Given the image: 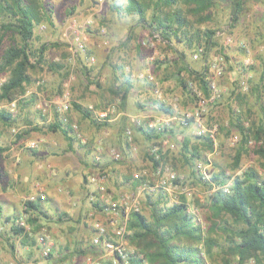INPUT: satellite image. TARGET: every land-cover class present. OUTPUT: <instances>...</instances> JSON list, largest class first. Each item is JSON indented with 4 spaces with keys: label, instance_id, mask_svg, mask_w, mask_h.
Listing matches in <instances>:
<instances>
[{
    "label": "trees",
    "instance_id": "1",
    "mask_svg": "<svg viewBox=\"0 0 264 264\" xmlns=\"http://www.w3.org/2000/svg\"><path fill=\"white\" fill-rule=\"evenodd\" d=\"M251 1L229 0L225 26L230 27L235 24L250 7ZM220 6L221 0H110L109 3L110 11L134 18V24L131 26L129 34L125 36L124 40H121V44L127 45L133 42L137 51L142 52L146 46L142 44V41H148L149 37L157 34L158 40H162L165 48L173 52L174 57L166 61L167 65L170 64L175 69L177 84L183 90V97L192 105H196L197 99L188 85L189 82L198 87L205 97L210 94L205 63L209 60L211 49H217L219 54L227 58L224 48L218 43L220 35L217 34V31L224 33V27L219 25L202 27L212 20V11L217 10ZM0 16V43L7 32H10L11 38H14L12 43L3 48L0 56V73H7L6 78L0 84V104L15 99L21 108L25 104H35V95L32 94L29 99L20 98V96L26 92L27 85L33 79L30 70L37 69L43 62L45 51L51 46L50 43L43 42L38 46L33 45V39L37 38L34 32L35 27L44 19L49 21V17L41 0H0ZM86 53L92 55L87 50ZM193 58L200 61L199 68L191 64L190 61ZM157 65L159 66L160 63ZM82 71L86 79H89V83H96V85L99 83L91 80L93 78L90 76V66L85 62L82 65ZM129 74L124 76L126 80H130ZM67 75L65 68L60 83L64 81ZM263 79L264 73L260 75V80L255 89L260 85L264 93ZM144 80L150 88H153L154 83L152 81L146 76ZM233 82L237 87L239 80L236 79ZM260 95L261 93L259 98ZM185 99H183L182 106L185 105ZM215 100L209 101L208 107L216 103ZM71 104L100 133L109 126L108 120L96 121L88 108L74 101ZM152 104L168 118L181 117L174 111L171 104L164 103L156 97H154ZM53 113L54 118L50 123L53 130L59 129L67 136L68 141L77 139L71 132L69 123L63 122L61 119L57 108H54ZM230 113V124H236L240 136L232 161V169L241 168V157L249 151L250 138L255 141L262 139V143L253 147L252 152L263 160L262 165L264 166V108L262 107L263 117H259L257 121L249 122L248 126L243 124V116L239 107L232 109ZM66 114L68 115V112ZM152 119L151 117L141 119L139 125L130 121V125L127 124L119 128L117 138L120 142L121 155L126 156V154L133 153L132 147H136V136H139L143 139L142 144H144L141 153L148 162L149 173L145 174L146 171L142 172L141 168L136 171L131 170L130 177L127 176L126 179L134 180L132 181L134 186L146 182L147 177H150V173L155 167L160 163L165 166L164 163L170 154V144L179 142V158L192 173L190 176L193 177V182L204 189L211 188L212 184L201 178L196 166L198 161L204 163L206 160L203 158L202 152L205 149H212L213 140L210 138L209 131L197 133L196 124L191 119L187 124L175 119L173 122L176 123L171 122V125L169 122L160 129L151 128L147 123ZM68 120L70 122L69 116ZM0 121L5 126L12 127H15L17 123L16 116L6 109H0ZM127 126L132 129L130 142L125 134ZM174 128L176 130L180 128L181 132L183 129L189 128L187 131L189 135H184L183 139L178 141L173 134ZM31 129L23 128L16 131L13 138L14 142H19L25 138L24 136ZM191 129L193 133H189ZM191 134L196 139H192ZM167 135L171 138H168ZM165 138H168V140L166 139L168 144L163 143ZM154 145H158L156 152L151 150ZM84 146L86 147V145ZM6 148V146H0V154ZM122 156L119 159H122ZM91 160L94 164L96 163L94 154L91 155ZM196 160L198 161L195 162ZM98 162H101V158ZM128 170L130 171V168ZM209 175L211 182L218 185L230 180V175H226L224 169L211 171ZM174 183L181 188L187 183L186 177L182 180H176ZM146 192L145 200L149 215L142 211L133 210L128 217V228L131 231L128 244L133 249L129 252L127 264H203L201 246L209 258L212 257L214 248H223L217 238L220 236L221 228L225 231L228 250L222 254L217 264H231L229 256L235 258L236 264H246L250 260L253 261L252 264H264V174H260L256 167L249 166L241 173L234 175L228 192L217 189L207 196L202 204H198L196 198V205L201 206L202 209H207L209 212L211 221L208 219L205 231L202 230L194 215L186 210L185 193L179 195L180 201L178 203L168 204L164 200L167 196L161 189H158L154 194L148 193L149 191ZM43 196L45 197V195ZM43 201L26 200L24 202L25 212L28 213L29 230L10 225L14 234L21 237L22 244L31 246L36 244L35 235L43 227L40 216H48L43 211ZM85 201L88 206L86 208L90 209L96 206L87 197ZM220 215L224 216L221 219L223 224L216 223L210 218L211 216L218 219ZM229 220L232 223H229ZM91 232L93 235V228H91ZM52 254L54 253L50 251L48 256H45L46 264H48L47 260H52L50 257ZM57 256V260L60 262L71 264L65 260L64 252L62 254L58 252ZM61 256L63 259L60 258ZM101 264H121V262L115 257H109L103 260Z\"/></svg>",
    "mask_w": 264,
    "mask_h": 264
},
{
    "label": "rangeland",
    "instance_id": "2",
    "mask_svg": "<svg viewBox=\"0 0 264 264\" xmlns=\"http://www.w3.org/2000/svg\"><path fill=\"white\" fill-rule=\"evenodd\" d=\"M41 3L46 10L49 21L44 19L35 27L34 32L35 35H37V38L33 39V45L38 46L43 42L50 43L51 46L45 51L43 62L37 67V69H33L32 71L30 70L33 78V83L28 84L27 88L36 87L39 93L43 94L45 97L51 100V97L56 93V91L47 88L46 83L48 81V77H50L48 73L50 72L49 69L50 67H53L54 63L59 62L62 65L66 66L65 68L67 69L68 75L63 82L68 80L70 84H77L78 82L80 84L89 83V79H86L82 71V65L84 62L89 66L95 65L94 63H97V59L102 57L104 49H106L108 45H110L106 40V31L108 29L106 25V19L108 16H111L113 12L109 9L110 0H41ZM249 6L250 7L241 15V17L235 24L230 27H226V14H228L229 0H221V6L218 7L217 10L212 11V20L202 25V27H205L206 25L210 27L217 25L224 27L225 32L220 34V36L218 37V43L224 48V53L227 55V58H224L215 48L211 49L209 53V59L220 58V60H222L223 71L222 74L216 79L219 92V95L215 100L216 103L209 105L207 111L201 117L202 123L204 124L205 128L209 129V133H213V136H210V138H212L213 140L212 149H205L202 152V156L204 159L209 157V159L211 160V165L207 167L209 173L211 171L224 169L225 174L230 175V180H232L234 175L241 173V171L249 166L256 167L260 174H264V166L262 165L263 160L258 155L252 152L253 147L262 143V139H258L257 141H255L253 138H250L248 143L249 151L244 153L241 157V168L237 170L232 169V161L236 152V148L238 147L240 136L239 129L236 124H230L229 117L231 114V110L239 107V110L243 116V124L245 126H248L250 124L249 122L257 121L259 117H263L262 107L264 108V93L262 91V87L258 85L257 89H255L256 84L260 80V75L264 73V0H252ZM117 19L118 20L113 23V29L116 33L117 31L121 32V25H123L125 19V21H127L128 17H126V15H124L123 17H119L117 14ZM73 22H75L76 25H81L83 28V31L87 37L86 50L91 54V50L96 49L93 52L95 54L97 53L96 55L99 57L97 58L93 55L95 58L94 62L87 63L84 58H82L81 60L80 56H73L68 50V46L71 40L70 25ZM119 34L120 33H118V35ZM228 37L230 38L229 41L226 40V38ZM12 40H14V38H11L10 32L4 34L0 43V56L3 48L6 47L9 43H12ZM90 45H92V48H90ZM129 49L132 52H134L135 50L137 51L136 46L133 42H131V46L129 47ZM140 53H143L142 57L144 59H148L152 66L153 64L160 63L162 60H169L168 55L170 56V59L174 57L173 52L165 48L162 40L160 41L155 39H152V41H150L145 46L144 50ZM186 53H188V50H186ZM150 57H153V59L150 60ZM190 62L193 66L199 68L200 61L193 58ZM146 63L148 62L146 61ZM129 69L131 73L134 72L130 67ZM172 71L174 72L175 69ZM173 72L172 74H175V78H177L176 73ZM140 73H142L143 75H152L154 77V80L158 83L162 95L165 97V99H168V93H165V91H169L165 89L162 90L158 77L156 74V76L154 75V71L152 72V69L149 72L143 70L134 73V75L137 76V79H144L145 76H138ZM6 76L7 73H0V84L2 83V81H4ZM91 77L93 78V75ZM101 77L102 75L100 74L98 79H95L94 77L91 80L98 82L101 81ZM236 79L239 80L237 87H235V84L233 82L236 81ZM165 82L166 86L170 84L168 79ZM43 84L45 85L44 87L40 86ZM245 86L246 88H244ZM182 92V88L176 82L175 97L177 98V100H171L170 102L172 103V105L175 104L176 107L174 108V111H176V113L181 116H183V114L185 115V113H192L195 108V105H192L187 99L183 97ZM260 93L261 95L259 98ZM183 99H185L184 106H182ZM221 101H223V103H221ZM38 102L40 105V101ZM7 103L8 102H4L0 104V109L7 110ZM164 103L170 104L169 102ZM17 104L16 109L18 108ZM16 109L14 112H12L13 114H16ZM64 114L68 117L66 112ZM0 128L2 131V133L0 134V143L8 148V146L4 144H8L10 142V139L14 138L15 132H13L12 128L15 127L5 126L0 121ZM41 132L42 131H35V129H31L30 132L26 136H24L25 138H22L19 143L24 144L25 142H27L26 138L28 139L31 136L40 134ZM102 134L103 133H101L99 137L97 136V140L95 139L96 141L94 142V145H96V142L99 139L103 141L101 145H104V138L102 137ZM87 135H89L90 137L88 138L89 140L87 139V142L85 143L86 147L84 146V148L85 150H87L86 152L89 155H92L95 152V148L92 144L89 143V141L92 139L94 140V135L93 132L87 133ZM191 136L192 139H196L193 134H191ZM165 139L168 140V138ZM92 142L93 141H91V143ZM178 149V143L175 142L170 144V154L164 165L172 168L179 175L183 176V178L186 177L187 183L185 186L190 189L189 193L181 194L179 192V189L174 186V183H171V190L169 191H166L162 188H157V190L153 192L149 191L148 193L154 194L156 193V191H158V189H161L167 196L166 198H164V200L167 201L168 204L174 202V200H176V203H178L180 201L179 195L184 194L185 203L187 205L186 210L194 215L196 221L200 223L202 230L205 231L207 227V221L209 219V212L207 211V209H202L201 206L196 205V198L198 199V204L204 203L205 198L215 191L213 189V185H215V183L210 182L212 184L211 188L204 189L199 184L193 182L194 179L192 176H190L192 173H190L189 169L182 163L181 159L179 158ZM106 153H108L107 149ZM108 155L110 154L108 153ZM137 158L141 160L138 162L140 164V167H134L130 170H138L139 168L143 167V169L146 168V172L144 173H149L148 167H146L145 164V162H147L146 158L143 155H141L140 157L139 153ZM8 161H10V159L7 160V162ZM197 161L198 160H196L195 162ZM209 177L211 179L210 175ZM8 179L10 180L9 176L5 173L0 174V186L3 183L7 185L8 183L6 182L8 181ZM146 181L148 182V184H152L155 182V179L150 176L147 177ZM107 190L110 193L113 192L110 187H107ZM146 191L148 190L141 189L139 185L138 189L130 187L128 190L120 192L118 191L117 194L113 192L112 194L115 195V198L123 194L133 195V198H135L138 202V211H142L144 214L149 215V209L146 205L145 200V194L147 193ZM80 192L84 193L85 191ZM59 193H62V191ZM65 194L64 198L66 200L63 205H65L67 210L65 209V214L62 215L61 220L59 219L60 217H57V214L54 212L53 220L45 221L43 225V227L47 228V231L53 242L59 241L58 244H55L56 246H54V249L52 250L54 254L50 256L51 259L55 260V263L58 258V252L59 254H62L64 252V255H66L65 260L67 261V263L70 262L71 264H91L97 262L98 264H101L103 260L112 257V255L106 250L97 248L96 246L92 245L91 224H93V222L96 220L104 221L103 214L95 213L94 215L89 216L87 214L88 211H85L86 215H82V218L84 220L82 222H77L75 220L76 215H78L81 219V215L76 214L80 210L79 207H88L85 201L86 196H84L79 201V203L73 204L72 199L74 198V194L73 196L69 193H67L66 195ZM47 205L50 207L51 211H53V206L50 204V202L47 203ZM43 208V211L45 213L47 212L46 214L51 217L52 214L47 211L45 205L43 206ZM4 210L5 207L1 205V211L4 212ZM131 211L129 212V215ZM210 218L216 223L218 222L219 224H223L221 220L224 218L223 215H220L218 219L211 216ZM57 222L60 223L57 224ZM229 223L232 222L229 220ZM1 225L2 229L0 230V232L2 233H0V264H29V261L34 262L35 264H46V262L43 260L45 258H42L40 256L42 249L41 245L37 248H34L36 250V253L32 251L30 255H24L23 253H21V251H19V248L16 247V245L19 244V240L17 239V237L16 239H14V242H10L9 240L10 236H8L7 233L13 232L10 229L11 222L5 227H3L2 223ZM4 231L6 233H4ZM219 235L220 236L217 238L219 239V244L223 248H214L212 257L209 258L203 251V247L201 246L203 264H217L219 263L222 254L227 252L228 242L225 240L224 229L221 228ZM11 245L13 246L11 247ZM128 249L131 251L133 248L128 244ZM229 257L231 259V264H236L235 258H233L232 256ZM60 258L63 259L62 256ZM252 262L253 261L250 260L246 264H252Z\"/></svg>",
    "mask_w": 264,
    "mask_h": 264
},
{
    "label": "crops",
    "instance_id": "3",
    "mask_svg": "<svg viewBox=\"0 0 264 264\" xmlns=\"http://www.w3.org/2000/svg\"><path fill=\"white\" fill-rule=\"evenodd\" d=\"M118 16L123 17L124 15ZM126 17H128V19L127 21H125V19L123 25H121V32L117 31V33L113 29V23L118 20L117 14L113 12V14L106 19V25L108 28L106 31V40L110 45L104 49L102 57L97 59V63L90 66V73L91 76L93 75V78L95 77V79H98L100 74L102 75L101 81H98L99 83L97 85L96 83L80 84L79 82L77 84H70L68 80L60 83L61 76L65 70V65H63V67L61 63L58 62L57 64L54 63L53 67H50L49 69L50 72H48L50 77L47 79V88L56 91L51 97V100L39 93L36 87H28L26 92L20 96V98L29 99L32 94L35 95V104H25L21 108L16 103L18 108L14 115L16 116L17 123L15 128H12L13 132L23 128H35V131L38 130L42 132L31 136L28 139L26 138L27 142L24 144L14 142L13 139H10L8 144H4L7 145L8 148L0 154V174L5 173L9 176L10 180L8 179L6 182L8 183L7 185L3 183L0 186V223L3 224V227L8 225L14 216L25 211L24 202L31 194L35 193L37 189L45 191L46 199L42 202V205H45L47 211L52 214V218L49 216H46V218L43 215L40 216V222L42 225H44L45 221L53 220L54 212L61 220L66 209L65 205H63L66 200L64 194L66 192L72 194V196L74 194L72 203H79V201L87 195L88 189L91 187L85 182V175L92 172L95 165L102 168L104 167L103 169L107 171V179L105 180L106 188L110 187L115 194H117L118 191L128 190L130 187L138 189V185H132V181L134 180L126 179V177H130L129 174L131 173V170L129 171L127 169L140 167L138 162L141 160L138 159L137 156L138 153L140 157L142 155L141 149L144 148V144H142L143 139L136 136V147H132V149H134L133 153L122 156V159L120 160H114L108 155V153H106V149L110 146L120 149V142L117 138L119 128L127 124L130 125L132 122L134 123V118L136 117H140L141 119L151 117L153 120L159 121L168 119L170 125L171 122L176 123L173 122L175 119L178 121V117L176 118L173 116L168 118L165 114L160 112L154 104H152L155 97L153 88H150L144 79H137V76L134 75V73H137L138 71L144 70L149 72L152 69L154 75L156 74L158 77L162 90L165 89L169 91L166 92L164 90L169 96L168 99H165L164 97V101L169 102L172 105L170 101L177 100L175 97L177 78H175V74H172V70L174 69L170 64L167 65L166 61L168 59L162 60L159 66L157 64H153L152 66L148 59L142 57L143 53L141 54L136 50L132 52L129 49L131 43L127 45L121 44V40H124L125 36L129 34L131 26L134 24V18L132 19L129 16ZM109 25L111 26V29ZM136 29L138 28L136 27ZM118 33L121 34V37ZM90 48H92V45H90ZM95 50H91V54L98 58L99 56L96 55L97 53L95 54L93 52ZM168 58L170 60L169 55ZM146 61L148 63H146ZM129 67L134 72L131 73ZM127 73H130V80H126L124 77ZM173 73H175V71ZM142 75L143 74L140 73L138 76L141 77ZM146 75L147 74H145V76ZM167 79L170 82L168 86L165 85ZM32 83L33 80L30 84ZM40 86L44 87L45 85L43 84ZM64 93H67L69 99L72 100L69 101L70 108L68 107V111L66 110V112H68L70 121L78 124L82 140L74 139L68 141L67 136H65L59 129L53 130L50 126V123L54 118L53 109L57 108L58 110V105L60 106V102L64 99ZM15 100L17 101V99ZM38 101H40V105ZM73 101L86 108L89 105H93L95 109H103L108 105H114V110L110 114V119L108 120L109 126L101 132L104 134V136L102 134L104 145H101V162H98L97 164L92 162L91 154L89 155L86 152L87 150H85L84 145L90 137L87 133L93 132L94 140H90L89 143L95 148L94 142L97 140V136L99 137L101 133L92 126L87 118L83 117L75 108H73L71 104ZM221 103H223V101H221ZM172 106H174V108L176 107L175 104ZM188 130L189 128L187 130L183 129L181 132L180 128L179 130L178 128L177 130L174 128L173 134L175 135V139L178 141L182 140L184 135H189L187 132ZM1 133L2 131L0 128V134ZM189 133H193V130L191 129ZM169 135H167V137L171 138ZM32 140L38 142V147L35 149L27 147L28 141ZM91 141L93 142L91 143ZM0 146L3 145L0 143ZM97 146L98 141L96 142V147ZM118 151H121V149ZM9 159L10 161L7 162ZM145 164L146 167H148V162H145ZM141 168L142 172L146 171V168ZM61 191L62 193H59ZM80 191L85 192L81 193ZM49 202L53 206V211H51L50 207L47 205ZM1 205L5 207L4 212L1 211ZM79 209L80 210L76 214L81 215V219L76 215L75 220L77 222H82L84 220L82 215H86L85 211H88L87 214L89 215L91 208H82L81 206ZM59 223L57 222V224ZM4 233L6 232L4 231ZM7 234L10 236V242H14V239L17 237L19 244L16 245V247L19 248V251L24 255H30L32 251L36 253L34 248L40 246L37 243L33 246L22 244L21 237L14 234V232ZM58 243L59 241L53 242L51 238V245L49 247L50 251H52L54 246H56L55 244ZM40 256L45 258L41 254ZM43 260L45 261V259ZM54 261L55 260L49 259L47 260V263L52 264ZM28 263L35 264L31 261Z\"/></svg>",
    "mask_w": 264,
    "mask_h": 264
},
{
    "label": "built area",
    "instance_id": "4",
    "mask_svg": "<svg viewBox=\"0 0 264 264\" xmlns=\"http://www.w3.org/2000/svg\"><path fill=\"white\" fill-rule=\"evenodd\" d=\"M70 33H71V40L68 46V50L73 56H80L83 57L86 62H94L95 58L93 55H88L86 53V40L87 37L83 31L81 25H76L75 22L71 23L70 25ZM217 34H222V31H217ZM152 39L158 40L159 36L157 34H153L151 37L148 38V41L143 40L142 44L147 45ZM150 40V41H149ZM227 41L230 38H226ZM153 57H150L152 60ZM207 67V78H208V87L210 94L208 97H205L202 91L193 85L192 82H189V86L191 87L197 101L194 108V113H185L183 116L179 117V120L183 124H187L190 119L193 120L196 124L197 133H204L207 130L204 124L202 123L201 117L208 109V103L211 100H214L218 97V85H217V77L222 74L223 71V62L220 58L209 59L205 63ZM145 76V75H142ZM146 77L152 81L153 84V93L157 99L164 101V96L161 93L160 87L158 83L154 80V77L150 74H147ZM246 88V86L244 87ZM64 99L60 102V106L58 105V111L60 112L61 119L63 122L69 123L71 132L78 140H82V135L79 130V126L75 122H69L68 117L64 114L70 105V99L67 93L63 94ZM7 110L12 112L16 109V100L9 101L7 103ZM90 112L92 113L94 119L96 121H107L110 119V114L114 110V105H108L103 109H95L93 105H89L87 107ZM134 124L139 125L141 122L140 117L134 118ZM169 122L168 119L163 120H149L148 126L151 128L160 129L163 125ZM125 134L127 136V140L130 142L132 139V129L130 126L126 127ZM210 136H213V133H210ZM163 143H167L165 139ZM101 144L102 140H98V146L95 145V152H94V159L97 161L101 158ZM168 144V143H167ZM27 147L30 149H35L38 147L37 141H28ZM153 152L158 150V145H154L151 149ZM108 153L114 159H119L122 155L121 152L113 147H109L107 149ZM197 171L201 174V178L205 181H210L209 172L207 167L211 165V160L206 158L205 162L198 161L196 163ZM155 179V182L152 184H148V182H144L140 185L141 189L148 190L153 192L157 190V188H162L166 191L171 190V183H174L176 180H182L183 176L179 175L176 171L172 168L167 166H162L160 163L157 167H155L151 173ZM107 179V171L100 166H94V170L92 172L87 173L85 175V182L88 186H91L88 189V193L86 195L87 199L91 202L95 203V207L90 209L89 216L94 215L95 213L103 214L104 221L96 220L92 224L93 228V235L91 239V243L96 246L97 248L104 249L108 253L115 257L116 259L120 260L121 264H127V260L129 258L128 249V237L131 233L130 229L128 228V217L129 212L131 210L138 211L137 200L133 198V195L123 194L119 197L115 198L112 193H110L105 185V180ZM232 180H228L226 183L222 185L215 184L213 185V189H221L225 192L229 191L231 186ZM175 184V185H174ZM173 185L179 189L180 193L188 194L190 189L187 186H182L181 188L179 185L174 183ZM174 187V188H175ZM177 189V190H178ZM45 195V197L43 196ZM46 193L42 189H37V191L31 194L27 200L29 201H37V200H45ZM176 203L177 201L174 200ZM28 213L25 211L20 212L18 215L14 216L11 220V224L19 227H23L26 230H29L30 226L27 222ZM2 228L0 223V229ZM36 243L42 246L41 255L43 257L48 256L50 252V245H51V238L47 231L46 227H42L41 231L35 235ZM52 264H66L65 262H60L57 260L55 263ZM91 264H98L91 263Z\"/></svg>",
    "mask_w": 264,
    "mask_h": 264
}]
</instances>
